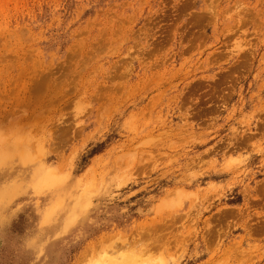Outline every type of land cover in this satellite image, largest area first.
I'll use <instances>...</instances> for the list:
<instances>
[{
    "label": "rangeland",
    "instance_id": "374dc122",
    "mask_svg": "<svg viewBox=\"0 0 264 264\" xmlns=\"http://www.w3.org/2000/svg\"><path fill=\"white\" fill-rule=\"evenodd\" d=\"M0 90V264H264V0H0Z\"/></svg>",
    "mask_w": 264,
    "mask_h": 264
},
{
    "label": "bare ground",
    "instance_id": "6f19581e",
    "mask_svg": "<svg viewBox=\"0 0 264 264\" xmlns=\"http://www.w3.org/2000/svg\"><path fill=\"white\" fill-rule=\"evenodd\" d=\"M144 1V0H143ZM142 3V2H141ZM113 8V7H112ZM115 8V7H114ZM110 17V16H109ZM122 19V18H121ZM127 23V22H126ZM145 31V30H144ZM118 32V31H117ZM99 34H100V32H99ZM150 47V46H149ZM160 47V46H159ZM97 48V47H96ZM157 49V48H156ZM163 49V48H162ZM143 50V49H142ZM158 50H159V48H158ZM165 50V49H164ZM160 51V50H159ZM152 52H154V51H152ZM142 53V52H141ZM150 53V52H149ZM154 54V53H153ZM147 55V54H146ZM141 56V55H140ZM139 56V57H140ZM172 56V55H171ZM246 56V55H245ZM244 56V57H245ZM150 57V56H149ZM212 57V56H211ZM20 63V62H19ZM125 69V68H124ZM49 71V70H48ZM51 71V70H50ZM174 73H176V72H174ZM49 74V73H48ZM120 74V73H119ZM123 74V73H122ZM175 75V74H174ZM14 76V75H13ZM19 76V75H18ZM120 77V76H119ZM20 78V77H19ZM162 78H163V76H162ZM45 80H47V79H45ZM145 80V79H144ZM143 80V81H144ZM39 81V80H38ZM101 82V81H100ZM3 83V82H2ZM54 83V82H53ZM59 83V82H58ZM39 84V83H38ZM38 84H36V85H34V86H40V84L38 85ZM33 86V87H34ZM124 86V85H123ZM41 87H43L44 88V86L42 85V86H40V89H41ZM108 87V86H107ZM37 88H39V87H37ZM37 88H33L31 91H34L35 89H37ZM47 88V87H46ZM99 88V87H98ZM114 89V88H113ZM142 89V88H141ZM46 90V89H45ZM101 90V89H100ZM106 90V89H105ZM112 90V89H111ZM121 90V89H120ZM120 90H117V91H120ZM1 91V90H0ZM18 91V90H17ZM38 91H39V89H38ZM37 90H35L34 92H37V93H39ZM42 91H44V90H41L40 92H42ZM108 91V90H107ZM33 92V93H34ZM92 92V91H91ZM104 92V91H103ZM102 92V93H103ZM110 92V91H109ZM109 92H107V96L109 95L108 93ZM211 92H213V90L211 91ZM30 93V92H29ZM50 93V92H49ZM111 93V92H110ZM12 94H14V92L12 93ZM11 94V95H12ZM16 94V93H15ZM41 94V93H40ZM43 94V93H42ZM101 94V93H100ZM105 94V93H104ZM118 94V93H117ZM24 95V94H23ZM38 95V94H37ZM106 95V94H105ZM98 96V95H97ZM110 96V95H109ZM119 96V95H118ZM184 96V95H183ZM96 97V96H95ZM99 97V96H98ZM106 97V96H105ZM186 97V96H185ZM1 98V97H0ZM15 98H17V97H15ZM28 98V97H27ZM35 98V97H34ZM101 98H103V97H101ZM218 98V97H217ZM36 99V98H35ZM96 99H97V97H96ZM95 99V100H96ZM100 99V98H99ZM107 99V98H106ZM186 99V98H185ZM23 100V99H22ZM102 100V99H101ZM105 100V99H104ZM35 101V100H34ZM37 101H39V100H37ZM99 101V100H98ZM24 102V101H23ZM204 102V101H203ZM17 103V102H16ZM1 104V103H0ZM211 104V103H210ZM26 105V104H25ZM36 105V104H35ZM42 105V104H41ZM197 105V104H196ZM10 106V105H9ZM19 106V105H18ZM28 106V105H27ZM11 107V106H10ZM25 107V106H24ZM103 108H105V107H103ZM209 108H211V107H209ZM14 109V108H13ZM208 109V108H207ZM25 110V109H24ZM206 110V109H205ZM214 110V109H213ZM217 110V109H216ZM219 110V109H218ZM221 110V109H220ZM8 111V110H7ZM14 111V110H13ZM198 111H201V110H198ZM2 112V111H1ZM11 115V114H10ZM9 116V115H8ZM10 117V116H9ZM6 118V117H5ZM1 119L3 120L4 119V116L3 115H1ZM0 119V120H1ZM4 120H6V119H4ZM15 120V119H14ZM9 123V122H8ZM17 124V123H16ZM16 124H13V125H16ZM13 125H11L12 127H13ZM13 129V128H12ZM240 141V140H239ZM241 142V141H240ZM241 143H244V142H241ZM247 143V142H246ZM241 146H242V144H240ZM206 154V153H205ZM209 154V153H208ZM205 194V193H204ZM264 194V193H263ZM263 200V199H262ZM261 227H263V226H261ZM114 254V253H113ZM132 257V256H131ZM118 258V257H117ZM120 258V257H119ZM118 258V260H115V259H111V260H109V261H107L105 264H129L130 263V260L131 259H129V261H128V263H127V259L125 258H122V259H119ZM132 261V260H131ZM134 261V260H133ZM136 261V260H135ZM133 263H135V262H133ZM132 263V264H133ZM131 264V263H130Z\"/></svg>",
    "mask_w": 264,
    "mask_h": 264
}]
</instances>
